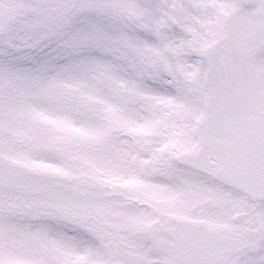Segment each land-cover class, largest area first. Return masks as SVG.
<instances>
[{
    "label": "snow or ice",
    "instance_id": "obj_1",
    "mask_svg": "<svg viewBox=\"0 0 264 264\" xmlns=\"http://www.w3.org/2000/svg\"><path fill=\"white\" fill-rule=\"evenodd\" d=\"M0 264H264V0H0Z\"/></svg>",
    "mask_w": 264,
    "mask_h": 264
}]
</instances>
